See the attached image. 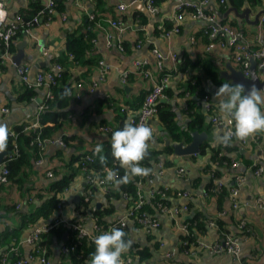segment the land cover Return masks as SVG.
I'll use <instances>...</instances> for the list:
<instances>
[{"label": "crops", "instance_id": "obj_1", "mask_svg": "<svg viewBox=\"0 0 264 264\" xmlns=\"http://www.w3.org/2000/svg\"><path fill=\"white\" fill-rule=\"evenodd\" d=\"M0 2L4 5L7 16L11 18L18 13L27 14L34 2H40V5L44 6L46 0H0ZM156 2L158 4L157 13L150 14L144 0H135V6L130 0H104L103 10L98 11L101 24L96 23L95 38L90 48V55L95 56L98 62L95 66H91L90 76L83 80L82 88L74 91L67 106V118L54 136L67 137V146L60 147L57 144L47 143L41 153L40 164H37V159L33 160L31 166L24 170L21 189H18L17 185L12 182L0 187V232L6 226L18 225L23 214L33 212L35 207L42 202L38 196H34L29 203L26 198L33 196L37 190L43 192V188L53 179L54 176L50 178L46 175V170L56 169L62 164L55 156L58 148H63L68 157L71 154L94 150L98 142L103 144L107 137L105 132L99 130V126L116 125L115 118L118 115L116 108L123 104L129 110L127 114L137 110L143 95L153 82H158L162 74H168L170 79L158 104L173 112L177 126L186 128L191 120L187 100L192 98L195 107L204 114L205 123L210 128L209 131L204 129L198 131H204L207 134V139L201 144V146L204 143L206 145L202 151L176 156L173 149L166 151L164 148L167 146L165 139H169L170 142L175 141L169 138L158 116L155 115L147 120V122L150 120L147 124L154 131V138L149 149L163 152L159 154L158 162L152 163L151 173L145 177L138 190L146 197H149L150 191L158 190L160 187L172 191H188L191 194L188 199L191 204L187 210H181V205L185 202L183 198L169 196L167 209L157 210L158 212L153 215L159 223L157 229L152 230L159 246L157 251H154L149 264H264V132L256 133L244 142L233 138L228 145H224L220 139L224 135L223 128L213 125L210 119L214 113L223 114L218 109L221 97L215 96L216 91L224 83L232 84L220 78L219 71L225 69L227 62L241 70L240 64L234 59L233 47L226 44L224 47L217 45L214 38L209 35L206 21L198 14L196 18L192 17L196 13L194 7L185 6L184 17L178 21L175 17V0H157ZM211 3L212 6L217 7H212L213 10H219L214 0ZM118 4H125V11H117ZM230 6L235 7L228 1L226 7L219 11L225 12ZM94 7L95 0H55L50 20L47 22L42 20L28 30L16 31L10 41V44L14 46L13 52L11 51V61L0 64V106L9 109L7 113L0 112V122L7 124L9 128L22 123L32 124L46 95L43 88L25 86L20 82L15 63L12 61V55L18 50L17 44L22 41L26 42L23 48L24 57L20 64L27 63L30 66L29 79L33 83L37 70L52 68L51 58L64 51L66 34L78 30L85 16L90 14L88 9L94 10ZM140 7L144 9L141 10ZM235 8L238 12L249 8L248 17L244 19L228 12L223 18L216 13L215 19L217 20L218 17L221 22L224 21L239 32L241 31L243 43L256 48L255 41L260 42L256 39L258 35L264 41V30L258 20L256 23H252L251 20L258 11L264 9V1L260 4L249 5L247 0H244L240 8ZM141 15L145 18L144 22L139 21ZM110 20H120L126 26L121 32V37H119V31L109 23ZM174 28L176 30H173ZM167 30L172 31L166 35ZM119 38L121 42H128V49L124 46L122 49L118 47ZM209 43L214 44V47L208 48ZM260 44L264 46L263 42ZM152 49H157L166 55L162 62V71L155 67V56ZM172 54H175L177 58L175 64L170 58ZM206 56L211 58L214 69L217 70V77L201 76V67L178 68L182 60L193 61L198 57ZM143 58L150 59V75L144 78L141 74L132 72L130 73L133 75L131 80L128 79L125 84H121L120 73L126 69L132 70V62ZM105 66L108 67L104 69ZM86 68L87 66L79 63L69 67V82H71L72 89L75 77L77 75L81 77ZM256 71L260 80H263L264 72L257 69ZM102 73L105 78L100 80L92 91H89L87 84L92 78L99 80ZM192 75H197L199 79L191 82L195 84L191 94L187 85ZM25 87L34 89L35 94L30 100H18L17 98ZM260 89L264 92V88ZM204 95L208 97L209 107H206L202 100ZM121 111L123 110L120 109ZM25 130L28 131L29 128ZM215 151L218 157L225 158H222V163L212 162V155ZM166 161L172 164L167 165ZM180 168L183 169L181 173L178 172ZM197 178H200L199 184L193 186ZM85 179L81 175L78 176L71 188L63 194L62 210L66 212L61 216L65 220H71L76 216L77 208L75 207L81 198L78 202H73V198L78 194L84 196L85 191L82 186L86 182ZM210 179L217 188L223 185L230 188V196L225 198L223 207L220 209L217 208L215 196L206 193V185ZM234 190L236 194L233 193ZM91 193V207L87 216L83 217L87 224H90L88 215L91 214L92 205L106 200L99 189H94ZM126 197V194H121L112 201L114 214L111 221L124 216L131 208L132 205ZM13 204L16 206H12ZM175 208L177 213L173 211ZM193 214H197L204 222L203 229L196 232L197 240L209 244L220 239L225 231L229 232L238 238V255L202 252L192 257L182 252L180 237L185 232V220ZM43 223L45 220H39L23 231L19 247L24 258L30 253L34 244L28 243L26 238ZM130 224H132L130 220L125 224L127 226L123 230L126 233L125 238L145 244L146 238L142 232L144 230L135 231ZM13 243L10 242V246ZM57 247L52 246L50 250L51 264L63 262ZM6 248L7 246L0 248V253ZM142 264L148 263L143 262Z\"/></svg>", "mask_w": 264, "mask_h": 264}, {"label": "trees", "instance_id": "obj_2", "mask_svg": "<svg viewBox=\"0 0 264 264\" xmlns=\"http://www.w3.org/2000/svg\"><path fill=\"white\" fill-rule=\"evenodd\" d=\"M214 1L218 4L220 11L226 7V3L228 1L237 8H240L244 2V0H226L223 4H220L219 0ZM262 1L264 0H247L249 5L260 4ZM41 7L42 4L40 5V2H34L31 6V10H29L27 14H20L25 20H29ZM103 7L104 0H95V7L94 10H92L93 19H89L88 15H86L82 25L78 30L66 34L64 51L58 56L51 58L52 63H58L61 66L62 71L59 72V76L56 78L55 83L50 88L52 96L43 99V108L36 113L35 119H37L38 122L37 127L29 128V130L26 131L25 127L28 124L22 123L10 128L12 132H14V135L9 137L7 150L14 152V154L5 162L8 170V182L6 184H1L0 187L6 186L12 182L17 185L18 189L22 188L24 170H26V167L29 168L31 166V162L33 160L40 159L41 153L44 151V148L48 143L46 141L55 138L54 136L58 133V129L62 126V123L67 118V106L70 99L72 98L77 84H81L83 86V80L88 79L90 76L89 74L91 66H95L98 62V59L95 56L90 55V48L92 45V40L95 38V27H97L96 23L99 24L101 21L98 11L103 10ZM139 21L144 22V16L141 15ZM21 29L23 28L19 27L17 30L20 31ZM121 45L128 49L127 41L121 42ZM13 50L14 46L13 44H10L9 51L13 52ZM76 63L85 65L87 68L81 77L78 75L75 77V84L74 88L72 89L71 82H69L70 75L68 69L72 64L75 65ZM189 66L194 68L201 67V76H211L212 78L217 77V70L214 69L213 62L210 57H198L193 61L182 60L178 68L186 69ZM132 77L133 75H130L128 79L131 80ZM194 79L198 80L199 78L197 75L190 76L187 85L191 94L195 87V84L191 83L192 81L194 82ZM34 94V89L25 87V90L22 91L19 98L17 99L30 100ZM187 104V109L190 113L189 115L191 120L187 124L186 128H180L177 126L174 121L173 112L161 107L160 104H158V112L156 115L162 122L164 129L172 141L188 142L190 141L191 131H201L203 129L209 131L210 127L205 123V116L195 107L194 99H188ZM124 106L126 105L123 104V106L121 105L120 107L116 108L118 111V115L115 118L116 125L113 126L104 124L111 127L110 130L106 132L105 135L107 138L103 142V154L107 157L106 165H101L93 150H88L81 154H71L68 157H66L67 155L64 153L63 148H58V150H56L55 156L62 162V164L56 169H51L54 176L53 179L43 188V192L37 190L33 196L30 195L26 198L27 202L29 203L33 200L34 196H38L42 202L37 207H35L33 212L23 214L21 216V222L18 225H13L12 227L6 226L0 232V248L7 246V248L4 249L2 253H0V260L3 258L4 254H6L7 264H16L19 258H23L22 251L19 247V241L21 240L23 231L26 228L32 227L42 219L48 223L53 222V219L55 220V218L58 217H55V212L62 207L60 200L63 197L65 192L64 190L71 188L75 182V179L80 175L86 179H88L87 177H91V179H103L105 182V190H102L99 185L91 183V180L89 181L86 179V182L83 183L82 186L83 191L85 192H87V190L93 192L94 189H99L106 198L104 202H101L100 207L90 211L91 214L88 215V219L90 220L91 224H97L101 231L108 230V226L115 223V219L111 221V218L114 214L112 201L115 198H118L121 194H126L128 202L130 205H132L130 208L133 209L132 215L128 217L126 222L130 220L132 222L130 226L135 231L142 227V225L138 222V218L141 215L146 214L154 218L153 215L158 212L157 210H160L161 207L169 204V196L177 197L175 193L176 191L160 187L158 189L159 191L153 192L152 196L148 195L149 197H146V195H142V202L140 206L138 208H133V205L138 202L137 190L140 188V184L144 182L145 177L137 176L133 178L128 184L121 185L119 188L115 187L111 182H107L105 180V167L118 170V174L121 176L125 171L123 168L119 167L118 161L115 160L111 155L112 133L115 130L122 128L123 123L128 117L127 113L129 110L127 106ZM120 109L124 110L120 112ZM62 139L65 141L67 146V137L64 136ZM14 144L16 145V151L13 149ZM204 144L201 146L200 151H202L206 146ZM164 148L166 151L172 150V147L169 145L165 146ZM161 152L163 151L149 149L147 156L141 162V166L151 168L152 163L158 162L159 154ZM86 155H90V161L85 159ZM222 158L225 159L224 157H218L217 152L215 151L212 155V162L218 161V163H222ZM166 164L169 165L172 163L166 161ZM55 170L57 172H55ZM199 180L200 178H197L193 186H197V184H199ZM229 189L230 188L226 187L225 185L221 186V188H217L211 179L206 185V193L208 195L215 196L218 209L223 207V201L226 197L230 196ZM161 192H163L164 195H162ZM88 197L89 200L85 201L83 196L80 195L81 200L75 207V209L77 208L78 210L81 208V214L84 217L87 216V213L90 210L92 193L90 196L88 195ZM190 204V200L186 201V208L190 207ZM12 206H16V204H13ZM203 226L204 222L197 214H193V216L188 217L185 220V232L180 237L181 250L184 253H189L191 249L196 250L195 253H190L188 256L195 257L202 252H208V250L199 248L198 241L196 239V232L201 231ZM117 227L124 230V228L127 226L117 225ZM142 230H144L142 232L145 234L147 243L145 242L144 244L136 240H129L131 241V247L126 253H124V255L130 256L132 261L138 262V264H142L143 262L149 264V260L153 256L152 251H157L159 242L155 240V233L152 230ZM225 234L230 233L225 231L220 238H222ZM38 238L39 239L33 244L30 253L38 255L41 253V251H43L42 255L49 259V253L52 249V246H58L57 248L59 249L57 250L59 251L61 257L60 259L63 261L61 264H90V255L95 251V245L93 241L88 238V236H79L76 229L62 223L40 233ZM10 242H14L12 246H10ZM62 247H65L67 250L62 251ZM135 262L132 264H135ZM25 264L36 263L27 262Z\"/></svg>", "mask_w": 264, "mask_h": 264}, {"label": "built area", "instance_id": "obj_3", "mask_svg": "<svg viewBox=\"0 0 264 264\" xmlns=\"http://www.w3.org/2000/svg\"><path fill=\"white\" fill-rule=\"evenodd\" d=\"M77 1V0H76ZM146 4V9L150 14H155L158 11V4L156 0H144ZM175 6L174 9L176 11L175 17L179 21L184 17V7L185 6H192L195 8L196 13L192 15L193 18H196V14L198 16L202 17L206 23L208 24V29H209V35L210 37L214 38V40L217 42L218 46H225L229 45L233 47L232 51L234 54V59L236 60L237 63L240 64V68L242 73L245 76H249V66L250 62L249 59L251 56H253L256 60V69L261 70L264 72V46L260 44V42L264 41L262 40L261 36H257V41L256 42L257 47L252 48L247 46L245 43L242 41L241 34L236 28H234L232 25L227 24L224 21H220L215 19L217 16V12L215 9L213 10L212 3L213 0H175ZM220 3H224V0H219ZM54 6H55V0H46V3L44 6H42L40 9L36 11V13L29 19L25 20L24 17L18 13L13 15L11 18L7 16V11L0 2V12L6 13V15L3 17V19H0V64L2 63H7L11 61V52L9 51V46H10V41L12 36L16 33L17 29L19 27L28 30L30 27H33L37 24H39L42 20L47 22L50 20L51 15L54 11ZM125 4H118L117 5V11L123 12L125 11ZM231 7V6H230ZM217 8V7H215ZM213 11V12H212ZM89 19H93V14L90 13L88 15ZM109 23L115 27L119 31V37H121V32L124 30L126 26L123 25L122 21H114L110 20ZM258 23L260 26H262L264 30V12L261 13V15L258 17ZM173 30H176L174 28ZM172 30H167L165 32L166 35H168ZM118 47L122 49L121 45V40L119 38V44ZM214 47V44L209 43L208 48ZM152 52L155 56V67L156 69H159L162 71L163 65L162 62L166 58V55L162 52H160L157 49H152ZM170 58L172 62L175 64L176 63V55L172 54L170 55ZM16 66V72L19 76L20 82L26 86H35V87H40L43 88L44 91L46 92L45 98L51 97L52 93L50 91L51 86L55 83L56 78L59 76V72L62 71L61 66L58 63H53L52 68L48 70H37L35 73V80L32 83L29 79V72H30V66L27 63H22L15 65ZM150 59L149 58H143V59H136L132 62V70H123L120 73V82L121 84H125L128 80V77L130 73L135 72L138 74H141L144 78L148 77L150 75ZM108 66H105L104 69H106ZM105 75L102 73L100 74L99 80L92 78L90 82L87 84V88L89 91H92L97 84L99 83L100 80L104 79ZM170 79V76L168 74H162L161 77L159 78L158 82L155 81L153 82L152 86L148 89V91L145 93L141 104L139 108L136 111H130L128 114L127 119L131 118L135 123H147V120L155 116L158 112V100L160 97L163 96V91L165 87L168 84V81ZM82 85L77 84L75 91L78 89H81ZM207 95H204L202 97V100L205 103L206 107H209V103L207 102ZM43 108V105L41 104L38 108V111ZM125 109V108H124ZM122 109V110H124ZM8 108L4 106H0V112L1 113H7ZM211 122L215 126H219L223 128L224 134L226 132L232 131L234 128V123L230 120L229 117H227L224 114H217L214 113L210 116ZM38 122L37 119L32 124H29L25 128H33L37 127ZM110 126L108 125H101L99 126V130L103 132H107L110 130ZM244 142L245 140H241ZM48 144H57L60 147H64L65 141L61 137H55L54 139H50L48 141ZM13 149L16 151V145L14 144ZM14 154V152L10 151L8 153L4 160L0 163V185L1 184H6L8 182L7 180V175H8V170L5 165V162L11 158V156ZM86 160H91L90 155L85 156ZM37 164H40L41 160L38 159ZM183 171L182 168L178 169V172L181 173ZM46 175L48 177H53V173L51 169L46 170ZM88 179L86 180H91L90 182L96 185H99L102 190H105V182L103 179H91V177H87ZM69 188L65 189L64 193L68 191ZM159 191V190H155ZM155 191H150L149 196H152L153 192ZM90 191L87 190L85 192L83 199L85 201L89 200V195ZM176 196L181 197L186 201H188L189 197L191 194L188 191H176ZM236 194V190L233 192ZM162 195H164L163 192H161ZM137 196H138V202L133 205V208L139 207L141 202H142V194L140 190H137ZM61 204L62 207L64 206V200L61 198ZM185 202L181 205V210H187ZM235 206V205H234ZM62 207L58 209L60 212L62 210ZM164 209H166V206H163ZM83 209V208H82ZM132 210L129 209L127 212L124 214V216H121L119 219H115L114 224H110L108 226V230L111 229L112 227H117V225H125L126 220L128 219L129 216L132 215ZM163 210V209H161ZM174 212L177 213V209H173ZM84 216L81 214V208L78 210L76 209V216L72 217L71 220H65L61 215H58V217L53 219V222H46L42 224L43 226H39L35 228L30 235L26 238V241L28 243H35L39 238L38 235L42 232H45L52 228L55 225H59L60 223L65 224L67 226H70L78 232L79 236H88L90 240H94V237L101 234L104 231H101L99 226L97 224H87L85 222ZM138 222L142 225L140 229H145V231L149 230H155L158 227V221L156 218H152L149 215L143 214L138 218ZM139 229V230H140ZM198 241L199 248H203L205 250H208L210 253H215V254H224L227 253L231 256H237L239 253V244H238V238L234 235L231 234H225L222 238L215 240L211 243H204L200 240ZM62 251H66L67 249L65 247L61 248ZM196 250L191 249L189 253H186L187 255H190L195 253ZM43 251H41L40 254H31L29 253L26 258H19L16 264H25V263H36V264H51L50 260L48 258H45L43 255ZM124 259V264H132V258L130 256L123 255ZM0 264H7L6 260V254L3 255V258L0 260Z\"/></svg>", "mask_w": 264, "mask_h": 264}, {"label": "clouds", "instance_id": "obj_4", "mask_svg": "<svg viewBox=\"0 0 264 264\" xmlns=\"http://www.w3.org/2000/svg\"><path fill=\"white\" fill-rule=\"evenodd\" d=\"M5 15L0 12V19ZM215 96L221 97L219 111L234 123L233 130L220 138L224 145H228L233 138L245 140L264 132V92L255 84L246 87L244 83H224ZM11 135L14 132L9 126L0 122V153L7 150ZM153 138L154 131L147 123H135L131 118L127 119L111 137V155L118 161L119 167L125 170L124 174L121 176L118 170L105 167V180L119 188L137 176H148L152 170L141 166V162L147 156ZM93 151L101 165H106L103 144L98 142ZM93 243L95 251L90 255V264H124L123 254L131 247V241L125 238L124 231L118 227L95 236Z\"/></svg>", "mask_w": 264, "mask_h": 264}, {"label": "water", "instance_id": "obj_5", "mask_svg": "<svg viewBox=\"0 0 264 264\" xmlns=\"http://www.w3.org/2000/svg\"><path fill=\"white\" fill-rule=\"evenodd\" d=\"M130 2L135 6V0H130ZM138 6V5H137ZM141 10H143V7H140ZM217 12L218 16L223 18L225 17L228 12L234 13L236 16L240 18L246 19L249 14V8H246L243 12H238L235 7H229L225 12H220L219 10L215 9ZM264 12V9L260 10L257 12V14L254 16V19L251 20L252 23H256L258 20L259 15ZM88 13H92V8L88 9ZM26 42L22 41L17 44V52L12 55V61L15 63V65L20 64L22 58L24 57V51L23 48L25 46ZM250 66H249V76H245L241 70H238L231 66L229 62L225 63V69L219 71V77L223 78L225 80L230 81V83L235 84V83H244L246 87H250L251 85L255 84L256 87L258 88H264V79L260 80L258 73L256 71V66H255V58L253 56L250 57L249 59ZM150 123V120L147 122ZM207 139V134L202 131L198 132L197 130L191 131L190 132V141L187 143H184L183 141H178V142H170L169 139H165V144H170L173 152L176 156H184V155H190L193 153H199L200 151V146L203 141ZM10 153L9 150H6L3 153H0V163L4 160L5 156ZM80 200V195H75L73 198V202H78ZM101 203L96 202L92 205V210L97 209L100 207ZM66 210H62L61 212H55V216L58 215H64ZM125 233V232H124ZM126 235V233H125ZM154 253V251H152Z\"/></svg>", "mask_w": 264, "mask_h": 264}, {"label": "rangeland", "instance_id": "obj_6", "mask_svg": "<svg viewBox=\"0 0 264 264\" xmlns=\"http://www.w3.org/2000/svg\"><path fill=\"white\" fill-rule=\"evenodd\" d=\"M35 121V120H34ZM161 209H163L164 210V208L163 207H161ZM160 209V210H161ZM166 209H167V205H166ZM57 212H59V211H57ZM61 212V211H60ZM46 223V222H45ZM44 224V223H43ZM41 226H43L42 224H41ZM124 255V254H123Z\"/></svg>", "mask_w": 264, "mask_h": 264}, {"label": "bare ground", "instance_id": "obj_7", "mask_svg": "<svg viewBox=\"0 0 264 264\" xmlns=\"http://www.w3.org/2000/svg\"><path fill=\"white\" fill-rule=\"evenodd\" d=\"M147 56V55H146ZM216 181V180H215ZM227 184V183H226Z\"/></svg>", "mask_w": 264, "mask_h": 264}]
</instances>
